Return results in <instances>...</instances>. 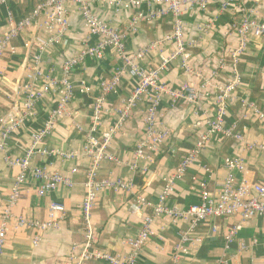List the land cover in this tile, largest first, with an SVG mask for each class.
I'll return each instance as SVG.
<instances>
[{
	"label": "crops",
	"instance_id": "0c3cea01",
	"mask_svg": "<svg viewBox=\"0 0 264 264\" xmlns=\"http://www.w3.org/2000/svg\"><path fill=\"white\" fill-rule=\"evenodd\" d=\"M44 0L7 1L0 5V36L8 30V17L14 21L31 15L36 5ZM221 0H208L201 7L186 8L181 14L183 39L190 44L188 69L180 67L178 59L170 60L159 77L170 88L188 83L200 91L196 106L183 101L173 102L168 98L160 101L156 116V128L166 129L168 138L158 151L146 152L148 158H134L136 144L144 136V115L147 103L144 99L136 102L121 127L112 137L108 151L114 157L100 166L98 179L121 178L130 180L135 192L155 204L164 186L165 178L176 168L181 159L191 150L200 135L206 130L205 120L216 112V89L213 85H225L231 80V58L238 43L236 31L231 27L234 22L250 17L264 24V0H234L221 9ZM68 29L42 55L39 65L42 75L53 78L62 76L63 63L76 56L85 46L93 45L98 37L91 36L79 12L78 4L66 2ZM164 7L162 3L139 0L131 6L126 0L116 3L90 2L91 14L124 34V45L128 54H137L150 45L153 49L141 54L137 65L144 69H158L163 58H168L174 50V43L166 39L172 30L169 16L137 20L133 27L131 20L138 16L147 17ZM49 37V33L31 23L11 44L0 60V117L9 112L22 110L25 95L16 93V87L26 82L31 52L35 50L34 39ZM26 43H30L27 47ZM120 60L112 49L106 48L101 59L87 58L74 68L70 80L74 94L67 106L68 116H61L52 132L47 135L41 149L62 152H76L73 160H64L55 155L36 153L30 159V166L45 167L50 172L72 180L71 187L58 186L56 190L37 195L41 182L26 173L21 186V198L13 207L15 215L42 221L46 217L48 203L56 200L65 207L66 215L56 229L46 231L39 244L34 247L35 234L30 229L14 230L6 236L4 254L0 264H63L70 254L73 244L83 241L81 205L84 198L85 170L88 159L84 154L85 131L92 113L93 97L99 92L100 83L108 81L120 67ZM240 85L232 93L227 105L225 126L233 128L242 137L236 141L220 134L208 138L195 161L187 172L176 181L173 193L166 201L168 207L184 209L199 203V183L205 182L211 199L215 200L227 176L224 159L238 157L245 164L243 174L235 173L237 180L245 179L250 183H260L264 177V153L257 148L264 146V38L247 37V47L240 56L236 68ZM216 75L212 77V73ZM212 77V78H211ZM211 81V85L207 81ZM81 82L89 88L88 93H80ZM138 83L136 78L124 76L114 90L105 96L104 112L101 118L100 133L118 121L117 110L121 107ZM43 88L42 77L36 81ZM59 95L48 93L39 100L33 115L12 131L8 137L6 152L10 157L21 158L30 145V135L44 124L48 113L55 107ZM252 103L254 108L248 107ZM261 115V116H260ZM74 125L83 130L78 131ZM72 169H76L74 174ZM18 169L7 167L0 160V209L10 194L11 185ZM133 195L114 193L111 189L102 190L92 211L91 223L97 235L95 246L114 256L124 258L128 254L125 245L127 238L133 237L141 228L142 220L131 211ZM1 211V210H0ZM152 209L145 214L151 215ZM239 221L237 216L213 218L202 221L195 235L203 236V243L191 255L181 259L180 264H264V217H254L242 223V228L230 244L225 236L230 228ZM216 227V233L210 229ZM188 222L155 218L152 234L135 264H171L172 248L182 231L187 230ZM245 246L241 250L240 245ZM86 264H107L89 261Z\"/></svg>",
	"mask_w": 264,
	"mask_h": 264
},
{
	"label": "built area",
	"instance_id": "2783aa9c",
	"mask_svg": "<svg viewBox=\"0 0 264 264\" xmlns=\"http://www.w3.org/2000/svg\"><path fill=\"white\" fill-rule=\"evenodd\" d=\"M7 1L18 0H0V5ZM91 1L93 0H44L42 3L36 5L31 15L27 17H23L17 21L8 17L9 28L6 33L0 36L1 60L5 51L12 49V41L31 23L38 24L40 29L49 33V37L45 39L38 37L34 39L35 50L30 55L31 64L28 66L26 82L20 83L16 87L18 95H25L22 110L16 114L9 112L5 116L0 117V160L7 167L18 169L17 176L11 185L10 194L0 209V259L4 254L6 236L11 228L14 230H33L35 234L31 242L36 247L42 235L50 229H56L59 222L64 219L66 215L65 207L56 200H51L48 203L46 217L42 221L15 215L13 207L22 196L21 186L24 183L26 173H29L35 180L41 182V185L37 189L39 197L56 190L58 186H72L70 178H66L57 172H50L45 167L30 166V159L36 153L55 155L64 160H73L77 157L78 154L76 152L48 151L41 149L40 145L43 139L52 132L56 121L61 116L69 115L67 106L74 94V86L70 80L71 72L87 58L101 59L106 48L113 50L121 64L108 81L100 83L99 92L93 97L91 120L87 131H85V143L83 147L84 154L88 159V167L85 170V181L83 183L85 193L81 205L83 241L81 244H73L71 246L70 254L66 257L63 264H86L89 261L107 264H135L137 256L147 244L152 234L153 221L158 217L188 222L187 230L180 233L178 240L173 245L171 264H180L183 257L191 255L194 249L203 243L205 238L195 235V232L198 230L201 222L207 219L231 216L239 218V221L230 228L225 236L226 243L230 244L241 230V225L244 221L254 217H264V177L257 184L250 183L244 178L237 180L235 173L243 174L245 172V164L240 158L227 157L224 159V167L228 173L221 185L217 199L213 200L210 198L207 185L205 182H202L199 183L197 195L199 203L180 209L178 207H168L166 201L173 193L176 181L187 172L210 136L220 134L225 137H232L236 141L242 140V137L235 133L233 128L225 126L227 105L232 99V93L240 85V77L236 68L240 56L246 50L247 37L264 38V24L246 17L231 25L236 31L238 38L237 46L230 54L232 67L231 80L225 85L212 84L217 91L215 97L216 112L213 117L205 120L206 130L200 135L194 147L187 152L176 168L165 178L164 186L157 197L156 203L153 204L135 192V187L130 180L121 178L98 179V172L103 162L114 160V157L108 151L110 141L116 130L121 127L129 116L137 101L144 99L147 107L144 115V136L136 144L134 151V158L136 160L144 157L148 158L149 156L146 152L158 151L159 146L168 138V130L158 129L155 125L160 101L163 98H168L173 102L183 101L194 106L197 105L200 98V91L197 88L188 83H182L177 88H170L161 81L159 71L165 69L167 63L173 59L180 61L182 69H188L187 65L190 58L188 49L190 44L186 43L183 39L181 14L186 8L194 6L203 8L208 0H146L162 3L164 7L150 13L147 17L141 15L134 17L130 22L131 27L139 19H153L157 16H169L172 19V30L166 36V39L174 43V50L168 58H163L159 68L154 70H146L137 65V60L141 54L153 49L154 45L146 47L137 54H128L124 45V34L95 18L90 10ZM96 1L117 2V0ZM126 1L131 6L139 3V0ZM233 1L221 0V9L227 8ZM66 2L78 4L79 12L86 29L91 36L98 37V40L93 45L85 46L76 56L67 59L61 67L62 76L60 78H53L49 75L44 77L39 68L42 55L68 29L69 22L65 7ZM26 46L29 47L30 43H26ZM215 75L216 72H213L212 77ZM124 76L136 78L138 83L131 91L130 96L122 102L121 107L117 110V123L102 131L98 136L104 112L105 96L114 90L116 84ZM42 77L45 80V85L40 89L35 83ZM207 84L211 85V81H207ZM78 90L82 94L89 92V88L84 82L80 83ZM48 93H57L59 95L55 107L48 113L43 126L30 135V145L26 149L24 156L21 158L10 157L6 152L10 133L22 125L28 117L33 115L34 105ZM248 107L254 108V105L249 103ZM74 128L78 131L83 130L78 125H74ZM247 148H257L264 153L263 145L251 144ZM75 172L76 169L71 170L72 174ZM104 189H111L116 194L125 193L133 195V202L130 207L132 214L139 216L142 220L141 228L137 233L133 237L127 238L124 242L128 248V254L124 258L114 256L95 246L97 235L92 228L91 217L98 194ZM148 209H152L151 215L145 214ZM210 231L212 234H215L216 227L212 226ZM240 247L241 250L245 249L243 244Z\"/></svg>",
	"mask_w": 264,
	"mask_h": 264
}]
</instances>
